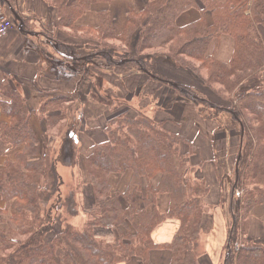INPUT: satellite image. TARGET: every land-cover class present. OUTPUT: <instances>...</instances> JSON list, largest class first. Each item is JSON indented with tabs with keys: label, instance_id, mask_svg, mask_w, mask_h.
I'll list each match as a JSON object with an SVG mask.
<instances>
[{
	"label": "trees",
	"instance_id": "16d2710c",
	"mask_svg": "<svg viewBox=\"0 0 264 264\" xmlns=\"http://www.w3.org/2000/svg\"><path fill=\"white\" fill-rule=\"evenodd\" d=\"M46 1L57 18L54 29L44 25L41 32L57 45L60 57L75 63L97 57L110 67L125 60V67L172 86L158 70L162 59L197 80L192 85L171 82L199 115L208 120L229 116L242 147L230 184L232 215L223 264H264V245L247 239L249 214L264 204V88L243 90L246 81L264 78L259 34L264 0H151L129 12L120 34L105 12L99 14L98 28L77 25L93 0ZM191 8H200L201 18L178 27L179 15ZM205 12L212 15L211 25ZM57 29L82 43H62ZM221 35L234 41L228 64L207 54L209 44ZM88 44L93 49L80 55ZM60 68L75 74L74 67ZM19 87L12 74L0 73V108L7 118L0 123V143L6 152L20 148L13 161L0 167V264H152L154 250L168 251L169 264H200L208 188L193 177L198 171L191 163L196 150L182 126L156 122L143 109L134 117L120 114L108 120L103 129L107 139L85 152L70 139L47 149L30 126L32 112ZM208 94H227L234 101L224 109L205 99ZM113 102L107 106L113 112L124 104ZM61 153L71 168L82 171L80 183L66 194L57 170ZM88 186L89 207L86 198L79 199ZM172 219L179 227L171 242L153 243L152 233Z\"/></svg>",
	"mask_w": 264,
	"mask_h": 264
},
{
	"label": "crops",
	"instance_id": "0c3cea01",
	"mask_svg": "<svg viewBox=\"0 0 264 264\" xmlns=\"http://www.w3.org/2000/svg\"><path fill=\"white\" fill-rule=\"evenodd\" d=\"M2 1L3 14L13 23V28L6 38L0 40V73L12 74L13 79L20 84L19 91L26 99L32 112L29 123L39 142H45L47 149H49L53 145L59 146L62 142L66 144L65 141L70 139L73 140V144L77 145L79 151L85 152L91 145L107 139L103 132L105 123L114 118L117 110L113 112L107 108L109 104L105 96H97L93 93L95 90L91 88V83L95 87L99 80L87 72L89 66L91 72H96L104 80V83L108 84V86L105 85L106 89L102 92H111L110 89H114L115 92L119 91L122 95H126L129 91L132 96L135 87L131 101L135 104L139 100H146L143 105L146 113L151 115L156 122L171 121L172 124L182 126L185 136L195 147L196 155L191 158V163L198 168V171L193 177L203 182L208 188L204 200L206 207L201 236L203 256L200 264H223L232 215L230 184L237 169L238 155L242 147L241 137L239 138L237 131L234 130L230 122L224 120L226 115L222 117L225 122L221 123L217 120H208L199 115L195 106L185 100H183L182 106H178L177 93L167 89L160 81L135 68L131 67L138 72L130 71V67L129 69L121 66L110 67L97 57L88 60L81 59L77 63L60 57L56 53L54 44L41 32L44 25L54 29L57 18L56 11L48 5L46 0ZM114 1L116 0H93L86 13L77 22V25L93 29L98 28L99 14L105 12L114 32L120 34L122 31L120 33L115 31L109 10L98 9L97 5L94 4L95 2ZM150 1L123 0L127 8L123 28L129 12L141 10ZM193 9L181 13L176 21L189 14V11ZM193 14L195 15V13ZM201 16L200 13V18ZM204 17L207 25L213 23L212 15L209 12H205ZM14 18L16 21H14ZM193 22L184 26L176 25L185 27ZM259 34L264 43V29H260ZM56 38L65 44L82 43L81 39L72 37L60 29L56 30ZM88 42L91 44V40H88ZM91 49H93V46L88 44L81 52L88 53ZM233 51V39L229 35H221L209 44L207 54L213 56L220 63L228 64ZM60 60H63V62ZM70 63L75 64L78 68L75 69L73 75L62 71L60 68L70 65ZM166 63L162 59L157 61L158 70L169 80L184 85L197 83V80L189 72L175 68L180 73L167 70V66L164 65ZM83 72H87V76ZM262 82H264V78L259 79L257 82H251L250 86L256 85V87H259ZM79 84L80 87H78ZM102 84L100 86H103ZM250 86L243 85V89L250 92L252 91ZM137 94L139 95L138 98L136 97ZM165 94H168L166 98ZM114 96L119 98L116 95ZM78 98H83V101H80V108L75 107V105H78L76 104ZM155 99L158 103L153 107V100ZM45 103H48L47 111L41 112V107ZM102 119L103 123L101 124ZM6 121L7 118L0 108V123ZM220 123L221 128H219ZM62 127L67 130L64 134V136L67 134L65 139H63L64 137L61 139L60 135H57V130ZM54 130L55 133H53ZM19 149L6 152L0 143V167L3 166L6 160L13 161L15 153ZM78 160L76 157L75 161ZM59 163L60 161L57 166L58 173L60 170L59 165L62 168ZM71 169L75 171L74 178L80 179L82 175L80 167L75 168L74 166ZM59 174L61 175V173ZM157 180L158 178H155L152 181L153 187L156 186ZM82 195V197H79L81 202L86 198L85 194ZM1 205L2 201L0 200ZM151 208L149 206L148 211ZM81 218H83V215H81ZM76 224L80 225L79 219ZM178 227L179 222L177 220H166L152 233L153 243L156 245L168 244L177 232ZM247 239L264 245V204L257 205L249 214ZM150 260L152 264H169L170 253L166 250H154L150 253ZM132 264L138 263L134 262Z\"/></svg>",
	"mask_w": 264,
	"mask_h": 264
},
{
	"label": "rangeland",
	"instance_id": "374dc122",
	"mask_svg": "<svg viewBox=\"0 0 264 264\" xmlns=\"http://www.w3.org/2000/svg\"><path fill=\"white\" fill-rule=\"evenodd\" d=\"M94 4H96L97 5V7H98V9H107V10H109V13H110V16H111V19H112V21H113V25H114V28H115V31L117 32V33H120L121 31H122V29H123V24H124V22H125V19H126V14H127V8H126V6H125V3L123 2V0H116V1H114V2H95ZM199 7H201V6H199ZM192 13H191V12ZM189 11V14H186L185 16H183V17H181L178 21H176V24L178 25V26H184V25H186V24H188V23H190V22H193V21H195V20H197V19H199L200 18V13L202 14V11H201V9L199 8H196V9H193V10H190ZM193 13H195V15L193 14ZM194 16V17H193ZM208 18H209V16H208ZM11 31V30H10ZM8 34H9V32L7 33V35L5 36V38L8 36ZM93 37H96L94 34H93ZM4 38V37H3ZM3 38H1V39H3ZM0 39V40H1ZM56 47H57V45L56 46H54V48L56 49ZM84 54V52H80V55H83ZM60 61H62L63 62V60H60ZM73 60H71V62H72ZM78 61H76V63H77ZM164 65H166L167 67H166V69L167 70H170V71H172V72H178V71H176L174 68H173V66L171 65V64H168V63H166V64H164ZM70 68H72V67H74V71H76L75 70V65H73V64H70V65H68ZM115 66H121V67H124V68H127V69H129V67H125V60L124 61H121L120 62V64H118V65H115ZM133 68V67H132ZM131 67H130V71H135V72H138L137 70H134V69H132ZM96 69V68H95ZM94 69V70H95ZM139 71H141V70H139ZM87 72L89 73V74H91V75H93L94 77H96L98 80H99V82H98V84L94 87L93 86V83H91L92 85H91V88H94V90H95V92H93V93H95L97 96H105V97H109L108 99H107V103L108 104H113L114 102V100L115 99H117V100H120L122 103H124V104H121V106L120 107H118V109H117V111H116V114H115V117L117 116V115H120V114H127V116H131V117H134V116H136V112L137 111H141V112H143V105L146 103V100H139V101H137L135 104L131 101V98L133 97V95H134V92H135V87H134V91H133V93H132V96H131V93L128 91V93L126 94V95H122L119 91H116L115 92V90L114 89H110V91L111 92H109V91H104V92H102V90H104V89H106L105 88V85H107L108 86V84L107 83H104V80L96 73V72H91V70H90V66L88 67V70H87ZM87 72H83V74L85 75V76H87ZM178 73H180V72H178ZM84 80H88L87 78H83ZM259 79H263L262 77H260ZM257 81H259V80H257L256 79V81L254 80V79H251V80H248V81H246L245 82V84H244V86H250V83L251 82H257ZM86 83L87 84H89V82L88 81H86ZM103 83V84H102ZM170 83H173V82H171L170 81ZM100 84H102L103 86H100ZM161 84H163V85H165L166 87H167V89H170V90H172L173 92H175V93H177V95H178V97H177V104H178V106H182V102H183V100H185V101H187L188 102V100L187 99H185L184 98V96H182L181 94H180V92H178L176 89H174V88H172L171 86H169L168 84H165V83H162L161 82ZM175 84V83H174ZM176 85V84H175ZM190 85H192V84H190ZM78 87H80V84H79V86ZM84 87H85V84H84ZM251 88H252V91H255V90H259V89H261V88H264V82H262L261 83V85L259 86V87H256V85H254V86H250ZM216 89V88H215ZM243 90H245V89H243ZM115 92V93H114ZM114 95H116V96H118L119 98H117V97H115ZM168 94H165V98H166V96H167ZM210 97H208V98H205V99H207V100H209L210 102H213V103H215V102H219L221 105H222V107L224 108V109H229L230 108V104H229V102L231 101V100H233L234 101V99L233 98H231V97H229V96H227V94H224L222 97H219V98H217V97H212L213 95L212 94H208ZM73 96H75V95H73ZM138 94L136 95V97L138 98ZM84 99H86L85 97H83ZM83 98H78V100L76 101V104H78V105H80V106H78V105H75V107H77V108H80L81 107V104H80V101H83ZM164 98V99H165ZM102 99H104V98H102ZM131 102V103H130ZM156 103H158V101L155 99V100H153V107L154 106H156L155 104ZM238 107L236 108L237 110H241V108L239 107V105L237 104V103H235ZM123 107H125V110L123 109ZM64 108H66V106H64ZM124 110V111H123ZM122 111V112H121ZM121 112V113H120ZM148 112H150L149 110H148ZM160 112H161V110H160ZM67 113V112H66ZM145 113V112H144ZM216 113V112H215ZM71 114H76V113H71ZM217 114V113H216ZM114 117V118H115ZM223 115L222 114H220V115H218V117H217V121H219V122H221V123H223V122H227V121H229L230 122V124H231V126H234V128L236 129L237 127L232 123V121L230 120V118H229V116H226V119H224L225 121H223ZM69 122H70V120H69ZM103 123V119L101 120V124ZM220 123V124H221ZM234 129V130H235ZM65 131H66V129H64L63 127L62 128H60V129H58L57 130V135H60V138L62 139L64 136V134H65ZM50 133H51V130H50ZM53 133H55V130L53 131ZM64 139V138H63ZM59 161H60V163L59 164H61V166H62V168H60V165H59V173H61V177H62V180H63V188H62V192H63V194L65 193H67V190L69 189V188H71V189H75V186L76 185H78L80 182H79V180L77 179V178H74V176H73V174L75 175V171H73V169H71L70 167V161L67 159V157H66V155L65 154H61V155H59ZM254 181V180H253ZM141 186H143V188H144V184H142ZM87 193V194H86ZM90 193H91V191H90V187L88 186V188H87V190H86V192H85V197H86V201H87V206L89 207L90 205H89V199H90ZM87 195H88V198H87ZM80 196L82 197L83 195L82 194H80ZM140 196L141 197H143L142 196V194H140ZM88 199V200H87ZM86 209V208H85ZM55 228V230H57V228H58V226H55L54 227ZM102 233H105V232H102ZM108 233V235L110 236V235H112V233L111 232H107ZM108 236V237H109Z\"/></svg>",
	"mask_w": 264,
	"mask_h": 264
},
{
	"label": "built area",
	"instance_id": "2783aa9c",
	"mask_svg": "<svg viewBox=\"0 0 264 264\" xmlns=\"http://www.w3.org/2000/svg\"><path fill=\"white\" fill-rule=\"evenodd\" d=\"M11 23L9 20L3 15L2 8L0 5V39L5 37L7 33L11 30Z\"/></svg>",
	"mask_w": 264,
	"mask_h": 264
},
{
	"label": "water",
	"instance_id": "95a60500",
	"mask_svg": "<svg viewBox=\"0 0 264 264\" xmlns=\"http://www.w3.org/2000/svg\"><path fill=\"white\" fill-rule=\"evenodd\" d=\"M171 85H172L173 87H176V85H175V84H172V83H171ZM212 107H214V106H212Z\"/></svg>",
	"mask_w": 264,
	"mask_h": 264
}]
</instances>
